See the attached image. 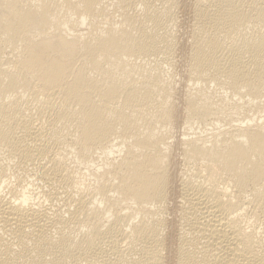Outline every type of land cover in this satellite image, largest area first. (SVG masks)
Wrapping results in <instances>:
<instances>
[{"label": "bare ground", "instance_id": "1", "mask_svg": "<svg viewBox=\"0 0 264 264\" xmlns=\"http://www.w3.org/2000/svg\"><path fill=\"white\" fill-rule=\"evenodd\" d=\"M0 264H264V0H0Z\"/></svg>", "mask_w": 264, "mask_h": 264}, {"label": "rangeland", "instance_id": "2", "mask_svg": "<svg viewBox=\"0 0 264 264\" xmlns=\"http://www.w3.org/2000/svg\"><path fill=\"white\" fill-rule=\"evenodd\" d=\"M180 34H182L181 32H180ZM181 40L183 41V40H185V37L183 38V36L181 37ZM175 72H176V70H175ZM177 72H178V74H176V76L179 78H176V76H175V80H174V84H176V85H174L175 86V90H177V89H179L178 91H180L181 90V85H183V83H184V80H182L183 79V77L181 78V73H180V69L178 70L177 69ZM180 76V77H179ZM178 80V82H177V80ZM180 79H181V81H180ZM182 82V83H181ZM181 84V85H180ZM177 85H178V87H177ZM177 88V89H176ZM177 91V92H178ZM223 113H224V116H222V118L219 120V122H218V127H224V126H226V124H227V117L229 116V115H231V116H233V118H234V120H237V119H239V118H242L244 115H248L249 117H251V115L252 114H254L255 116H262L263 115V107H259V108H257V109H253V110H251V111H243V110H241V109H239V110H235L234 109V105L231 103V102H229L228 103V105L227 106H225L224 107V109H223ZM178 129V130H177ZM177 132L178 133H176V130H173V137H175V140L174 141H176L178 138H179V136H181V133H182V128H178L177 127ZM176 133V135H175V133ZM203 132V131H202ZM180 133V134H179ZM179 134V135H178ZM175 135V136H174ZM176 137H177V139H176ZM85 171V170H84ZM83 171V172H84Z\"/></svg>", "mask_w": 264, "mask_h": 264}]
</instances>
